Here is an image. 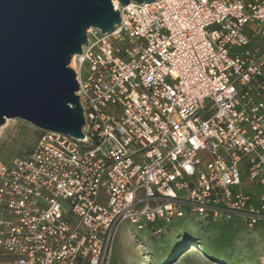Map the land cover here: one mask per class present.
<instances>
[{
  "label": "built area",
  "instance_id": "built-area-1",
  "mask_svg": "<svg viewBox=\"0 0 264 264\" xmlns=\"http://www.w3.org/2000/svg\"><path fill=\"white\" fill-rule=\"evenodd\" d=\"M133 5L71 58L83 139L0 162V264H110L123 224L264 228V0Z\"/></svg>",
  "mask_w": 264,
  "mask_h": 264
},
{
  "label": "water",
  "instance_id": "water-1",
  "mask_svg": "<svg viewBox=\"0 0 264 264\" xmlns=\"http://www.w3.org/2000/svg\"><path fill=\"white\" fill-rule=\"evenodd\" d=\"M159 0H0V127L20 119L41 131L83 139L71 58L86 31L111 34L118 10Z\"/></svg>",
  "mask_w": 264,
  "mask_h": 264
},
{
  "label": "rangeland",
  "instance_id": "rangeland-1",
  "mask_svg": "<svg viewBox=\"0 0 264 264\" xmlns=\"http://www.w3.org/2000/svg\"><path fill=\"white\" fill-rule=\"evenodd\" d=\"M41 133L40 129L26 121L6 120L0 127V162L25 156ZM200 225L192 219L175 223L167 227L165 235L158 239L153 238L145 229L136 233V240L132 236V228L123 224L112 244L110 264H122L121 261L123 264H224L209 258L206 250L204 254L200 249L189 253L193 247L188 245L190 239H200L201 244L203 241L211 242L223 230L220 224ZM172 252L175 253L170 261L163 260ZM224 257L228 264H264V230L255 228L251 231H237Z\"/></svg>",
  "mask_w": 264,
  "mask_h": 264
},
{
  "label": "trees",
  "instance_id": "trees-1",
  "mask_svg": "<svg viewBox=\"0 0 264 264\" xmlns=\"http://www.w3.org/2000/svg\"><path fill=\"white\" fill-rule=\"evenodd\" d=\"M195 223H198L201 225L202 224H207V225L220 224L223 230L217 237H213L214 239L211 242L206 241L207 242L206 243L205 241H203V244H201L200 239H190L188 245H192L194 247L193 244H196L197 246H199V248L198 247L197 248L200 249V251L203 254H204V251L206 250L209 254V258H211L212 260H215L217 262H221L224 264H228L227 259L224 257V252L226 250L230 249L232 239L235 236V233L237 231H240L243 229H240V228L235 227V226L228 224V223L223 224V223H215V222H211V221H206L204 223H199V222H195ZM263 230H264V228H263ZM165 233H166V231L164 233H162L161 236H164ZM183 246H185V245H183ZM183 246L178 247L177 251L176 250L175 251L178 252L179 250H181L183 248ZM208 246H210V247H208ZM174 253L175 252H172L169 256L163 258V260L169 261L170 259H172Z\"/></svg>",
  "mask_w": 264,
  "mask_h": 264
},
{
  "label": "bare ground",
  "instance_id": "bare-ground-1",
  "mask_svg": "<svg viewBox=\"0 0 264 264\" xmlns=\"http://www.w3.org/2000/svg\"><path fill=\"white\" fill-rule=\"evenodd\" d=\"M113 6L115 7L116 10L119 9L118 3H117L116 1L113 2ZM128 6L131 7V6H134V5H133V4H129ZM197 249H198V248L192 247L191 250L189 251V253H193V252H195ZM189 253H188V254H189ZM170 260H171V259H170ZM170 260H169V261H170Z\"/></svg>",
  "mask_w": 264,
  "mask_h": 264
},
{
  "label": "crops",
  "instance_id": "crops-1",
  "mask_svg": "<svg viewBox=\"0 0 264 264\" xmlns=\"http://www.w3.org/2000/svg\"><path fill=\"white\" fill-rule=\"evenodd\" d=\"M176 230V229H175ZM121 263L123 264V262L121 261Z\"/></svg>",
  "mask_w": 264,
  "mask_h": 264
}]
</instances>
